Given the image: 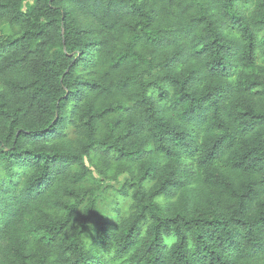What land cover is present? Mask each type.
Here are the masks:
<instances>
[{"label": "trees", "instance_id": "16d2710c", "mask_svg": "<svg viewBox=\"0 0 264 264\" xmlns=\"http://www.w3.org/2000/svg\"><path fill=\"white\" fill-rule=\"evenodd\" d=\"M25 1L0 0V264H264V0ZM86 159L126 176L110 219Z\"/></svg>", "mask_w": 264, "mask_h": 264}, {"label": "rangeland", "instance_id": "374dc122", "mask_svg": "<svg viewBox=\"0 0 264 264\" xmlns=\"http://www.w3.org/2000/svg\"><path fill=\"white\" fill-rule=\"evenodd\" d=\"M33 0H26L23 3V9H26L27 6L32 5ZM8 35H10V31L8 26L2 25L0 27V36L4 39ZM91 164L88 159L85 160V164L89 170V174L87 178L81 183L82 186L90 187L96 189L95 191V199L96 206L105 214L106 218L110 219L111 209L115 201L118 199L116 191L121 187L122 182L125 179V175H121L117 178V180H112L115 178L113 173H108L104 170L100 169L99 164H95L92 161ZM99 168V169H98ZM126 201V200H121ZM127 201L124 202L123 206L126 207ZM91 235V232H88L85 239H88Z\"/></svg>", "mask_w": 264, "mask_h": 264}]
</instances>
